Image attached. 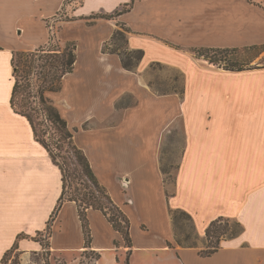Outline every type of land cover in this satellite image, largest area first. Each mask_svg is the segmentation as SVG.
<instances>
[{
	"label": "crops",
	"instance_id": "obj_1",
	"mask_svg": "<svg viewBox=\"0 0 264 264\" xmlns=\"http://www.w3.org/2000/svg\"><path fill=\"white\" fill-rule=\"evenodd\" d=\"M126 3L118 16L86 20ZM121 27L126 50L142 51L133 70L102 50ZM54 32L59 43H75L76 60L60 89L45 96L128 216L132 246L128 255L105 215L87 208L85 247L77 205L65 201L51 226L50 252L69 264L83 251L100 254L92 264H264V65L228 70L194 53L264 49V0H0V263L19 234L22 254L42 250L33 238L62 191L58 166L10 104L14 54L47 45ZM153 65L178 71L183 90L155 92L145 76ZM126 96L135 101L121 104ZM177 129L181 151L168 191L162 148ZM169 209L191 216L196 247L176 242ZM219 217L238 221L242 231L201 256L206 228Z\"/></svg>",
	"mask_w": 264,
	"mask_h": 264
},
{
	"label": "trees",
	"instance_id": "obj_2",
	"mask_svg": "<svg viewBox=\"0 0 264 264\" xmlns=\"http://www.w3.org/2000/svg\"><path fill=\"white\" fill-rule=\"evenodd\" d=\"M130 4L126 3L121 9L112 14H92L86 17L89 23L90 19L97 17L113 18L122 12L128 10ZM117 39H121L126 45V29L121 27L114 32L111 39L104 43L103 52H107ZM55 41V32L50 33V39L47 45L36 48L32 51L16 52L12 58L14 67V84L12 88L10 104L12 109L25 116L30 122L34 136L48 150L53 162L58 166L61 172L62 191L52 210L46 227L38 231L33 238L39 241L42 249L50 251L51 226L62 204L65 201H74L77 205L79 218L81 220L84 233L85 247L90 246L91 234L86 215V209L92 208L100 210L110 222L114 230L122 236L126 246L129 247L128 255L131 252L132 240L130 236V220L124 211L117 205L106 187L102 185L94 173L90 163L83 152L73 140V130L66 119L61 115L51 100L45 96L47 91H57L60 89L61 81L66 73L73 70L76 60V45L74 42H67L63 47L53 46ZM239 50H256L258 54L264 51L262 47L250 46L244 48H199L194 51L203 57L209 64L216 65L228 70H243L256 68L260 65H250V61L226 60L227 54H235ZM119 51L116 47L113 53ZM109 52V51H108ZM134 53L126 59L121 57L122 66L128 70H133L142 57L141 50L128 51ZM120 55V53H118ZM121 56V55H120ZM136 61V62H135ZM149 85L153 88L152 83ZM154 90V88H153ZM183 90L180 87H174L171 91ZM156 92V90H154ZM168 92L160 93L165 94ZM46 122L50 123L53 130L57 133V139L49 137V129ZM87 124H84L86 127ZM165 181V180H164ZM166 195L169 193L166 191ZM181 212L192 223L191 216L180 210L169 209L172 222L177 226V213ZM222 221L225 225H222ZM233 221L237 229L229 230L228 223ZM193 226V223H192ZM194 229V226H193ZM242 231V225L238 221L225 217H219L212 220L205 231V243L198 253L201 256H209L216 252L220 246V241L227 237H234ZM176 234V233H175ZM45 236V239L39 238ZM196 236V235H195ZM23 237L19 234L13 245L7 249L2 257L0 264H21L19 260L20 252L18 250V240ZM176 242L181 246L196 247V237L192 241L190 235L180 238L176 234ZM117 244V242H115ZM168 245H171L168 242ZM94 259L100 257L99 253H93Z\"/></svg>",
	"mask_w": 264,
	"mask_h": 264
},
{
	"label": "rangeland",
	"instance_id": "obj_3",
	"mask_svg": "<svg viewBox=\"0 0 264 264\" xmlns=\"http://www.w3.org/2000/svg\"><path fill=\"white\" fill-rule=\"evenodd\" d=\"M78 3V2H76ZM62 18H68V14ZM55 30V28H54ZM116 43L112 44L109 47V52L113 51L116 47H119L121 57L126 59L127 56L133 55L134 53L128 52L126 50V45L121 39H117ZM65 44V43H64ZM63 43H59L57 36L55 35V41H53V46L63 47ZM259 51L256 50H239L235 54H227L226 60H238V61H251L250 65H264V52L262 57L254 58ZM197 57L201 60L207 62L203 57H201L197 52L195 53ZM136 62V61H135ZM146 79L149 83H152L154 90L157 93H164L173 90L174 87H180L182 84V79L178 71L175 69L164 66V65H153L145 72ZM135 99L131 96H126L121 104H131ZM46 125L49 129L50 134L48 135L51 138L57 139V133L53 130L50 123L46 122ZM181 142L182 137L180 132L173 130L171 133H168L164 140V145L162 148V158H161V167L164 174V180L166 183V188L170 191L171 184L174 180V172L177 167V162L179 160V154L181 151ZM166 190V191H167ZM167 191V192H168ZM177 226H174L175 233L183 238L186 235L191 236V240L195 239V232L192 226V223L187 219V217L181 212L177 213ZM222 225H225V222L222 221ZM229 230H235L237 227L233 221L228 223ZM39 238L45 239V236ZM19 254V260L21 264H69L65 257L61 254L51 253L46 249H42L39 252H29L22 254L21 252H16ZM94 261V254L90 251H83L78 255L74 256V261H71V264H92Z\"/></svg>",
	"mask_w": 264,
	"mask_h": 264
}]
</instances>
